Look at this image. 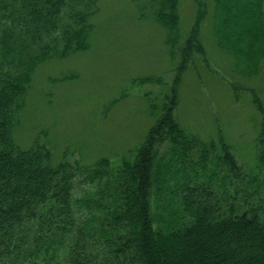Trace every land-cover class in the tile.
<instances>
[{
  "label": "trees",
  "instance_id": "1",
  "mask_svg": "<svg viewBox=\"0 0 264 264\" xmlns=\"http://www.w3.org/2000/svg\"><path fill=\"white\" fill-rule=\"evenodd\" d=\"M225 1L217 0L215 12L222 41L235 51L233 38L256 35L261 46L252 48L264 49V0H240L233 11ZM89 2L0 0V264H264V115L255 166L246 171L221 135L203 141L184 131L174 117L173 90L145 140L122 158L111 203H98L101 209L81 218L74 209V180L77 171L91 166L68 159L67 149L53 164L39 136L28 147L17 143L13 130L31 71L41 61L85 47L92 10L77 8ZM153 2L152 17L167 31L173 51L181 36L178 0ZM235 11L238 25L232 22ZM190 31L179 72L197 44V26ZM16 57L23 61L13 72L9 65ZM179 80L177 75L175 83ZM163 144L176 173L180 162L189 170L176 181L182 211L178 225L168 229L154 226L150 202ZM108 162L102 158L94 165Z\"/></svg>",
  "mask_w": 264,
  "mask_h": 264
},
{
  "label": "rangeland",
  "instance_id": "2",
  "mask_svg": "<svg viewBox=\"0 0 264 264\" xmlns=\"http://www.w3.org/2000/svg\"><path fill=\"white\" fill-rule=\"evenodd\" d=\"M239 1L225 2L233 11L242 4ZM216 3L178 0L181 36L173 51L167 31L152 17L153 0L82 3L77 9L92 10L85 47L34 66L13 134L22 147L39 136L50 148L53 164L67 149L68 159L77 160L80 167L91 166L77 171L74 180L78 217L101 209L98 203H111L122 158L131 157L142 144L164 105H169L173 90L174 117L185 132L203 141L221 135L244 170L254 168L256 135L264 115V49L252 48L261 46L256 35L233 38L239 50L229 49L222 41ZM237 13L232 17L236 25ZM194 26L197 44L179 72L182 50ZM21 61L23 57H16L11 62L13 72L20 70ZM177 75L180 80L175 83ZM166 149L167 144L158 149L150 198L158 229L178 225L182 210L175 185L189 172L180 162L177 174ZM102 158L108 164L95 166ZM197 173L201 175V170Z\"/></svg>",
  "mask_w": 264,
  "mask_h": 264
}]
</instances>
